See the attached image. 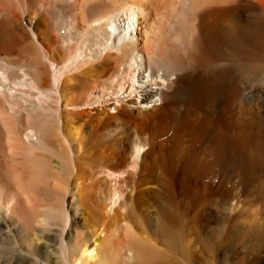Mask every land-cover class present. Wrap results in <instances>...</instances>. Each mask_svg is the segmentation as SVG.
Here are the masks:
<instances>
[{
    "label": "bare ground",
    "instance_id": "obj_1",
    "mask_svg": "<svg viewBox=\"0 0 264 264\" xmlns=\"http://www.w3.org/2000/svg\"><path fill=\"white\" fill-rule=\"evenodd\" d=\"M263 29L264 0H0V264H213L216 176L187 138L227 137ZM243 188L259 211L221 245L264 259V176Z\"/></svg>",
    "mask_w": 264,
    "mask_h": 264
},
{
    "label": "rangeland",
    "instance_id": "obj_2",
    "mask_svg": "<svg viewBox=\"0 0 264 264\" xmlns=\"http://www.w3.org/2000/svg\"><path fill=\"white\" fill-rule=\"evenodd\" d=\"M258 35L259 41L261 43H264L263 32H260ZM261 56L262 57H260L259 59H248L245 60V62L248 65L256 63L264 64V55ZM222 62H226V64L230 65V67L219 69V71H212L209 73V77H211L212 79L215 78L218 83L223 82L224 85L230 84L231 81L235 83V78H237V76H239L241 73V71L237 67L239 65V62L236 59H223ZM247 74L248 75L246 77L247 80L245 90L243 91L245 94H247L245 95V97L247 96V100L242 104V107H234L231 122L229 123L230 131L227 137L224 136L222 130L220 132L219 127L220 121L222 122V120H220V118H217V120L212 123V127H209V125L204 122L208 127L207 131H202L200 133H190V135L188 136L189 138H187L189 140L188 144L190 146L193 147L197 145V148L200 147V149L203 150V152L201 151L198 158L199 163L204 166V162L208 163L209 168L214 170L216 176L214 191L217 201L216 203H218V209L214 211L215 217L212 218L211 223H208V225L210 226L214 224V227L216 229L214 234L216 236L215 238H217V241L215 242L217 244L215 245L213 264H236L234 262H236L235 260H237V256L240 255L244 257V259L237 264H251V262L253 264H264L263 258L256 259L254 257L257 256L250 255V250L244 248L241 245V239H234L232 244L230 243V245H221L223 242L222 239H224V236L226 234V229H228V222L226 221L227 216H232V220H240L241 218L242 221L244 219L243 217H245L244 221H246L248 217L249 219L256 217V213H258L259 211V205L255 204V206L253 204L248 206V204L246 203L247 198L244 194L245 192L243 183H245V181L249 179L250 176H264V69H262L258 74L255 73L256 76L251 69L247 71ZM191 76L192 78H194V73ZM222 79L224 81H222ZM187 80L188 78H182L180 80L179 84L173 91L174 95H172V97L168 99V103L166 104V106H171L174 101H178L182 98L186 99L188 97L190 91L189 88L192 82L191 80ZM235 85L236 84H233V86L229 88V90H231V93L233 94L237 93L238 89V87L234 88ZM239 111L242 112L238 113ZM190 122L186 121L183 124L185 126V129L181 130L179 132L180 134H184L185 136H187L186 133L191 132L190 129L192 130L194 126L191 125L192 123ZM245 132H247L248 134ZM240 134L244 136L242 137ZM223 180L229 181L228 188H224L220 185ZM200 181L202 183L204 180L200 179ZM251 214L253 215V217ZM233 223L230 222L229 224ZM252 252L254 253L255 251ZM223 255H229L225 259V261L222 259ZM250 258L254 259L251 261ZM220 260H223V262ZM200 261L202 262V258H200Z\"/></svg>",
    "mask_w": 264,
    "mask_h": 264
}]
</instances>
